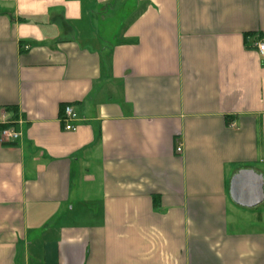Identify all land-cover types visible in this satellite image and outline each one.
<instances>
[{
  "label": "crops",
  "instance_id": "0c3cea01",
  "mask_svg": "<svg viewBox=\"0 0 264 264\" xmlns=\"http://www.w3.org/2000/svg\"><path fill=\"white\" fill-rule=\"evenodd\" d=\"M263 41L264 0H0V264H264L228 194L264 178Z\"/></svg>",
  "mask_w": 264,
  "mask_h": 264
},
{
  "label": "water",
  "instance_id": "95a60500",
  "mask_svg": "<svg viewBox=\"0 0 264 264\" xmlns=\"http://www.w3.org/2000/svg\"><path fill=\"white\" fill-rule=\"evenodd\" d=\"M231 200L243 208H255L264 202V178L254 170H241L230 179Z\"/></svg>",
  "mask_w": 264,
  "mask_h": 264
},
{
  "label": "built area",
  "instance_id": "2783aa9c",
  "mask_svg": "<svg viewBox=\"0 0 264 264\" xmlns=\"http://www.w3.org/2000/svg\"><path fill=\"white\" fill-rule=\"evenodd\" d=\"M257 51L260 55L264 54V41L257 44ZM60 118L65 131L73 132L76 130V123L79 121V118L72 106H65ZM19 137L20 134L11 128H6L0 132V142L4 144L14 145ZM177 151L180 152V149H177Z\"/></svg>",
  "mask_w": 264,
  "mask_h": 264
}]
</instances>
